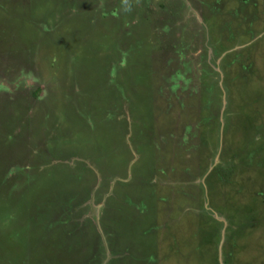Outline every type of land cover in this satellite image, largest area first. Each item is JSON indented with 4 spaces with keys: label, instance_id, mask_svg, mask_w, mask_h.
I'll list each match as a JSON object with an SVG mask.
<instances>
[{
    "label": "rangeland",
    "instance_id": "obj_1",
    "mask_svg": "<svg viewBox=\"0 0 264 264\" xmlns=\"http://www.w3.org/2000/svg\"><path fill=\"white\" fill-rule=\"evenodd\" d=\"M0 264H264V0H0Z\"/></svg>",
    "mask_w": 264,
    "mask_h": 264
}]
</instances>
